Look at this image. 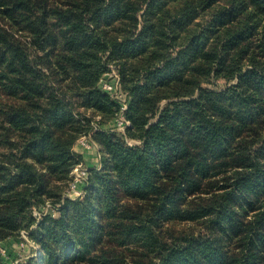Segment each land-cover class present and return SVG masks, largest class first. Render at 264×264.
<instances>
[{
    "label": "trees",
    "instance_id": "16d2710c",
    "mask_svg": "<svg viewBox=\"0 0 264 264\" xmlns=\"http://www.w3.org/2000/svg\"><path fill=\"white\" fill-rule=\"evenodd\" d=\"M23 230L19 264H264V0H0V244Z\"/></svg>",
    "mask_w": 264,
    "mask_h": 264
},
{
    "label": "built area",
    "instance_id": "2783aa9c",
    "mask_svg": "<svg viewBox=\"0 0 264 264\" xmlns=\"http://www.w3.org/2000/svg\"><path fill=\"white\" fill-rule=\"evenodd\" d=\"M110 70L106 73V78L102 82V88L110 94L112 98L117 100L118 102L122 103L121 110L119 114L115 118V129L117 131H120L122 133H126V129L128 126H130V121L127 119L125 112L128 108V101L125 97V93L121 89V84H120V75L118 73V70L114 64L109 65ZM99 119L100 116H96L94 120L92 121V129L88 134H85L80 137L78 140V147L81 149L82 152L87 153V152H94L97 156V158L100 157L99 153V147L97 142L94 140V133L97 130H101L100 124H99ZM130 144H133V141L128 140ZM89 175V167L88 166H83L80 168H77L73 171V179L69 184V187L65 193V197H70V198H77L80 197L84 194V191L81 187L82 184H84ZM59 206V205H58ZM52 205L50 203L46 204L44 207V212L34 210V216H36L38 219L41 218L43 215L47 214L48 211H50L52 208ZM27 236H29V233L26 230L21 231V238L24 240L22 243L24 245H31ZM33 251L35 252L36 255L34 256L37 261L40 260L41 256V251L39 249L38 245L33 246ZM24 260V259H21ZM21 260H17L14 262L15 264H19Z\"/></svg>",
    "mask_w": 264,
    "mask_h": 264
},
{
    "label": "rangeland",
    "instance_id": "374dc122",
    "mask_svg": "<svg viewBox=\"0 0 264 264\" xmlns=\"http://www.w3.org/2000/svg\"><path fill=\"white\" fill-rule=\"evenodd\" d=\"M86 156L87 158L89 156L93 158L94 155L91 152L90 154L86 153ZM93 162H96L95 156H94ZM27 238L31 244L30 245L31 247H29L28 245H24V243L22 242H14L11 239L2 242L0 244V252L4 256V258L7 261L14 260V262H16L17 260L25 259L28 257H32V255H36L32 248L34 245H37V244L34 241H32L29 238V236H27Z\"/></svg>",
    "mask_w": 264,
    "mask_h": 264
},
{
    "label": "crops",
    "instance_id": "0c3cea01",
    "mask_svg": "<svg viewBox=\"0 0 264 264\" xmlns=\"http://www.w3.org/2000/svg\"><path fill=\"white\" fill-rule=\"evenodd\" d=\"M91 152H88L87 154H90ZM95 153L93 152V155H94ZM93 159H94V156H93V158H91L90 156L87 158V160H88V162L89 163H91V162H93ZM96 159V158H95Z\"/></svg>",
    "mask_w": 264,
    "mask_h": 264
}]
</instances>
